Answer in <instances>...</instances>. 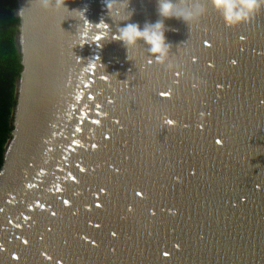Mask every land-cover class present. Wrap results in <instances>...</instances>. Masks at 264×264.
<instances>
[{"label":"water","instance_id":"95a60500","mask_svg":"<svg viewBox=\"0 0 264 264\" xmlns=\"http://www.w3.org/2000/svg\"><path fill=\"white\" fill-rule=\"evenodd\" d=\"M204 2L190 28L164 20L166 70L113 40L156 0L125 21L15 0L0 264H264V10L227 27Z\"/></svg>","mask_w":264,"mask_h":264},{"label":"clouds","instance_id":"9594fccd","mask_svg":"<svg viewBox=\"0 0 264 264\" xmlns=\"http://www.w3.org/2000/svg\"><path fill=\"white\" fill-rule=\"evenodd\" d=\"M45 10L67 9L66 0H36ZM130 0H106L108 14L114 21L129 20L133 14L128 10ZM157 13L160 19L155 23H145L143 29L138 23H127L118 27L113 40L123 42L124 46L135 47L143 41L147 52L166 70H172L175 65L170 59L172 45L166 41L167 31L165 19H182L190 25L199 21L207 14L204 0H156ZM213 9L221 16L227 27H237L250 22L264 10V0H210ZM83 13V12H82ZM127 13L126 18H122ZM119 18V19H117Z\"/></svg>","mask_w":264,"mask_h":264},{"label":"trees","instance_id":"16d2710c","mask_svg":"<svg viewBox=\"0 0 264 264\" xmlns=\"http://www.w3.org/2000/svg\"><path fill=\"white\" fill-rule=\"evenodd\" d=\"M14 10L15 0H0V166L11 130L15 81L21 68L14 42L17 30Z\"/></svg>","mask_w":264,"mask_h":264},{"label":"snow or ice","instance_id":"6c2138e0","mask_svg":"<svg viewBox=\"0 0 264 264\" xmlns=\"http://www.w3.org/2000/svg\"><path fill=\"white\" fill-rule=\"evenodd\" d=\"M169 123H171V121H169ZM165 255H167V253H165Z\"/></svg>","mask_w":264,"mask_h":264}]
</instances>
